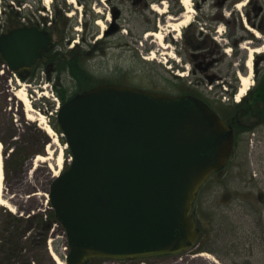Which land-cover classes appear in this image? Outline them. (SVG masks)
<instances>
[{"label": "rangeland", "instance_id": "obj_1", "mask_svg": "<svg viewBox=\"0 0 264 264\" xmlns=\"http://www.w3.org/2000/svg\"><path fill=\"white\" fill-rule=\"evenodd\" d=\"M26 1L25 13L30 12L35 21L43 22L45 18L48 21L46 26L52 39L50 49L55 56L52 59V78L57 90L65 96H72L99 83H117L171 95L189 93L205 101L223 117L224 110L233 111L235 103L255 86L253 61L258 53L253 56L252 85L246 94L238 101L234 97L224 99L219 96L226 88L230 94L235 87L237 93L238 75L246 74L247 70L246 47H260L262 51L259 53L264 51V33L257 28L264 24V0H226L222 8H213L212 0H190L193 7L190 13H186L183 4L177 0L181 14L190 16L188 25L179 32L168 25L177 16L171 11L166 12V4L163 7L159 0H150L164 11L151 7L136 11L137 7L130 6L132 0H123L120 30L105 39L109 43L106 48L101 43L102 27L96 21L102 20L105 29L108 27L111 4L107 0ZM169 1V7L176 9V0ZM241 1L244 4L237 7ZM253 6L260 7L258 14ZM215 12L221 13L217 22L209 19ZM166 14L169 18L165 21L162 18ZM108 15L110 19L106 20ZM158 17L159 25L155 24V28L151 29L149 24L157 21ZM3 21L0 6V23ZM253 30L258 32V36ZM156 31L165 32L163 41L169 45L167 49L161 48L154 36H145ZM199 31L207 34L218 46L219 61L208 71L217 75L211 81L199 70L193 72L189 51L181 44L185 35H194V43L201 47L203 35H199ZM232 39H240L239 44L232 46ZM255 40L260 42L254 44ZM152 52L154 57L150 58ZM32 74L25 75L23 80L18 73L9 71L0 57L2 183L4 197L13 207L12 211L0 207V244L9 224L7 212L17 217L54 215L53 209L46 207L44 194H47L57 168L55 157L58 152L63 149L62 168L67 167L70 158L65 150V138L52 127L57 123V100L60 103L54 84L51 80L42 79L44 74L40 70ZM209 82H212V88ZM21 85L26 88L33 121L26 117V106L13 94ZM38 113L45 116V122L53 129L55 137L44 131ZM240 122L244 130L234 133L233 148L225 166L206 179L200 187L199 200L195 202L199 217L203 216L211 231L207 245L223 255V264H241L242 239L248 233L252 235L262 231L258 221L264 222V201H261V195L264 199V124L255 126V119L249 116L241 118ZM37 155L51 158L39 161ZM52 226L45 239L47 251L53 259L51 252L63 256L65 236L60 226ZM34 233L35 229L31 231V234ZM207 253L209 257L201 256L202 262L213 263L211 253ZM178 257L177 254L156 256L120 261V264H181ZM19 263L20 260L16 262ZM52 264H56L54 259ZM87 264H113V261L93 258ZM194 264H199V261Z\"/></svg>", "mask_w": 264, "mask_h": 264}, {"label": "water", "instance_id": "obj_2", "mask_svg": "<svg viewBox=\"0 0 264 264\" xmlns=\"http://www.w3.org/2000/svg\"><path fill=\"white\" fill-rule=\"evenodd\" d=\"M51 45L47 29L22 24L0 35V57L18 72ZM56 121L72 158L48 189L66 236L65 264L174 255L193 245L196 193L225 166L234 142L214 109L191 94L99 83L62 102Z\"/></svg>", "mask_w": 264, "mask_h": 264}, {"label": "flooded vegetation", "instance_id": "obj_3", "mask_svg": "<svg viewBox=\"0 0 264 264\" xmlns=\"http://www.w3.org/2000/svg\"><path fill=\"white\" fill-rule=\"evenodd\" d=\"M225 1L226 0H212V7L222 8L225 4ZM107 2L111 4L110 10L115 15V18L114 19L111 18L108 23V27L106 29H102L103 30L102 31L103 41H101V43L106 45L104 48H106L107 44H109L108 42L105 41V39L111 35L118 33L120 30L121 23H119V20L123 13L122 6H124L123 0H107ZM131 2L132 4L130 6H133L134 8L137 7L136 11L143 10L148 7L153 8L152 6L155 5V4H152L150 0H132ZM159 2H160L159 4H162L163 7H165V4H166V12L171 11L172 14H175V16H177L175 18H178L179 16L182 15L181 10L178 9L176 12H174L173 10H176V9L174 7L172 8L169 7L170 6L169 0H159ZM196 3L194 4L195 8L198 7ZM156 5L158 6V4ZM247 15L249 14L247 13ZM167 18H169L168 14H166V16L164 15V18L162 19L166 21ZM219 18H221V13L215 12V13H211V16L209 19L217 22ZM247 19L250 20L249 16H247ZM159 22H160V18L158 17V20L157 21L154 20L152 24H149V27L151 29H154L155 24L159 25ZM257 28L262 33H264V24L257 26ZM107 30H109V32L105 33ZM202 30L203 29H201V31ZM7 31L8 30H6L5 32ZM201 31H199V35H203L202 42H201L202 44L200 45L201 47L197 46L194 43V40H195L194 35L192 37H188L187 35H185L181 44H183L186 47V49L189 51L191 62L194 66L193 72L195 73L197 72V70H199L201 73H203L206 79L213 80L214 78H216L217 75L213 73H208V71L213 66H215L217 62L219 61V57L217 55L218 46L215 41H212L211 39H209L207 34L205 33L201 34ZM5 32H2V33H5ZM198 39H199V36H198ZM239 40L240 39H232L231 40L232 46L235 47L236 45H238ZM262 40L264 41V37ZM259 42H260L259 40L253 41L254 44H258ZM50 48L51 46L45 50L47 51L46 54H44L45 51L42 52L41 59L32 68L22 69L18 73H20V75L25 76L27 74L31 75L33 72L40 70L44 74L43 76H41V78L45 80H51L54 84V81H53L54 79L52 78V72L54 70L52 59L54 55ZM247 56H248V53H247ZM260 64H263V65L259 67ZM253 68L255 69L254 71H256L257 73V74L255 73L254 75L255 78H257L260 73L264 72V51L262 53H258V55L254 57ZM247 72L248 70H246L244 73H247ZM35 79H37V77H35ZM186 94H189V93H186ZM199 191H200V188L196 193L193 206H192V211H191L193 219L195 221V228L198 232V235H197L195 242L190 248L177 254L179 255L178 259L181 261V264H194L197 261H199V264H223L224 263L223 255H221L216 250L212 249L211 247L207 245V242L209 241V233L211 231L208 230L207 228L208 225L206 224L203 216H201L200 218L198 215L197 209H195V202L199 200V194H198ZM227 196L228 194L225 195V199ZM261 201H264V199L262 198V195H261ZM201 213L203 214L202 211ZM258 225L262 231L257 232V234L253 233L252 235H249L248 233L242 239V244H241L242 262L241 264H264V222L258 221ZM204 251L207 255H208L207 252L211 253V255L210 254L209 255L211 256L213 263H210V262L203 263L202 262L201 254H204L203 253ZM226 253L228 254L229 252H226ZM163 256H172V255H163Z\"/></svg>", "mask_w": 264, "mask_h": 264}, {"label": "trees", "instance_id": "obj_4", "mask_svg": "<svg viewBox=\"0 0 264 264\" xmlns=\"http://www.w3.org/2000/svg\"><path fill=\"white\" fill-rule=\"evenodd\" d=\"M26 2V0H2L0 2L1 14L4 15V21L0 23V34L5 29L9 30L25 23L48 28L46 26L48 22L46 18L43 22H39L32 19L30 12L25 13ZM174 4L177 5V8L173 11L180 10L177 0ZM259 8L253 6L256 14H258ZM18 74L20 78L25 79V76L20 75V73ZM54 87L61 103L70 97L60 93L55 84ZM235 90L236 88L234 87L232 93ZM224 111L223 117H220L227 125L233 128L234 133L244 130V125L240 122V119L243 117H253L255 119V126L264 124V72L260 73L255 79V86L251 88L247 96L235 103L233 111ZM52 127L56 132H61L57 123L52 124ZM65 150L68 151L67 148ZM6 215L9 224L5 229V234L0 244V264H16L18 260L21 261L19 264H41L42 262L52 264L53 259L47 251L45 234L51 228L52 223L55 222L54 215H50L49 217L47 215L46 219L42 214L17 217L7 212ZM34 229L36 233L31 234V231Z\"/></svg>", "mask_w": 264, "mask_h": 264}, {"label": "bare ground", "instance_id": "obj_5", "mask_svg": "<svg viewBox=\"0 0 264 264\" xmlns=\"http://www.w3.org/2000/svg\"><path fill=\"white\" fill-rule=\"evenodd\" d=\"M45 3H49L51 0H44ZM74 0H71L70 2H73ZM180 2L183 4V6L185 7L186 13H190L193 10V7L191 6V1L190 0H180ZM244 4V1H241L239 3H237V7L241 6ZM156 11L161 10L162 7L157 6V5H153L152 6ZM164 9L161 10V12H163ZM109 15L106 17V20H109ZM172 19V18H170ZM173 20V19H172ZM190 22V16L188 14H182L180 17L175 18L174 22L169 23L168 25L171 27V29L173 31H177L179 32L180 29L183 26L188 25V23ZM97 24H99L102 29H105V22L102 20H97L96 21ZM253 32L258 36V32L254 31ZM154 36L155 39L158 42V45L163 48V49H167L169 47L168 44H166L163 39L165 37V32L163 31H156V32H148L145 36ZM247 52H248V56H247V60H246V67L248 72L246 74H239L238 78H239V87L236 93V97L235 99L238 101L240 100L245 94L246 92L249 90L250 86L252 85V60H253V56L255 53H259L262 51V49L260 47L257 48H250V47H246ZM166 53V52H165ZM154 57V52H152L151 57ZM14 96H16L25 106L27 109V114L26 117L33 121L34 120V116L31 113L33 110L31 108V104L29 101V98L27 96V92H26V88L24 85L20 86V89L18 90V92L13 93ZM38 120L41 121L42 124H44L43 129L44 131L48 134V135H53V137H55V133L53 131V129L45 122V116L38 113ZM1 142H0V207H7L9 208L11 211L13 210L12 205L9 203V201L3 196V158L1 155ZM62 153H63V149H61L58 154L55 157V162H56V166L57 168L55 169V172L53 174L54 177H56L61 170L62 167V162H63V157H62ZM50 154V153H49ZM48 158H51V156H43V155H37V160L39 161H44ZM54 261L56 262V264H65L64 260L62 258H60L56 253L51 252ZM201 256H206L209 257L206 253L201 254Z\"/></svg>", "mask_w": 264, "mask_h": 264}, {"label": "built area", "instance_id": "obj_6", "mask_svg": "<svg viewBox=\"0 0 264 264\" xmlns=\"http://www.w3.org/2000/svg\"><path fill=\"white\" fill-rule=\"evenodd\" d=\"M223 98L226 99L227 96H223ZM16 103L18 104L17 101H16ZM45 196H46L45 204L47 205L46 207L51 208L49 203H48L47 195H45ZM43 210H45V208ZM44 216H46V215H44ZM63 249L66 250V247H63ZM111 261H113V264H120V261H118V260H111Z\"/></svg>", "mask_w": 264, "mask_h": 264}]
</instances>
